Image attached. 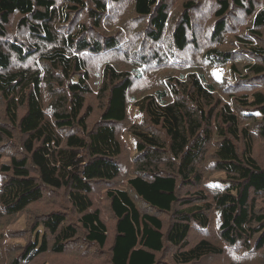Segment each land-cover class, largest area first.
Instances as JSON below:
<instances>
[{"label": "trees", "instance_id": "obj_1", "mask_svg": "<svg viewBox=\"0 0 264 264\" xmlns=\"http://www.w3.org/2000/svg\"><path fill=\"white\" fill-rule=\"evenodd\" d=\"M111 6L131 7L129 20H137L130 25L138 39L129 62L140 69L131 75L106 64L93 90L85 57L120 53L131 35L102 24ZM240 15L249 25L219 49L228 24ZM263 33L264 0H184L177 13L168 0H0V209L8 217L30 211L35 232L8 264H28L49 251L62 255L78 243L108 248L107 264H164V253L172 264H196L233 254L237 245L249 260L250 252L262 250L264 213L257 202L264 200V167L253 155L252 135L264 139L263 89L253 90L249 101L246 93L226 88L236 94L221 101L212 83L191 73L175 83L163 80L167 86L154 93L132 95L145 116L144 126H125L136 142V167L130 176L126 170L129 190L113 183L126 149L121 125L142 70L194 52L207 34L205 42L217 44L202 49L208 67L243 61L242 69L231 67L233 74L244 68L247 78L258 79L239 88L260 86ZM168 91L175 95L170 100ZM92 96L96 103L87 102ZM212 139L209 160L227 180L216 185L210 203L201 192L181 189L202 182L200 160ZM102 185L113 233L94 203ZM54 193L76 218L54 207ZM45 204L52 208L37 215ZM212 207L216 225L208 218ZM164 215L171 217L167 223ZM216 232L221 245L210 240Z\"/></svg>", "mask_w": 264, "mask_h": 264}, {"label": "rangeland", "instance_id": "obj_2", "mask_svg": "<svg viewBox=\"0 0 264 264\" xmlns=\"http://www.w3.org/2000/svg\"><path fill=\"white\" fill-rule=\"evenodd\" d=\"M169 3L172 5V9L175 13H177L180 9V4L184 0H168ZM131 7H129L127 10H123L119 7L115 8L114 6H111L107 16L104 20H102V24L106 25L108 27L107 30H122V33L124 31H130L131 35L128 38V40L125 42V49H123L120 53H113V51H106L104 54H94V55H87L86 58V68L89 75V81L91 83V88L94 90L97 86V80L101 78V73L104 71V66L106 64L111 65L112 67L116 69H120L124 72H130L131 75H137L138 64L133 63L131 64L129 61L130 55L129 50L132 47L131 43L136 41L138 39L137 33L135 32L137 28H134L130 30L131 24H136L137 20H129V18H134V14L132 13ZM204 13V11L202 12ZM240 21L235 20L234 23H229L228 27L224 33L222 42V46H217L215 42L212 41V43L205 42L207 39V34H201L200 41L201 46L194 52H192L191 49H188V52H185L184 54H181V59L177 56L175 59H173L169 64L158 67V68H151V71L142 70V76L135 78V82L133 84V90L131 91L129 95V102L131 100L132 95L133 96H139L143 93L153 92V89L164 87L165 81L167 78L172 79V81H178L180 79V76L185 75L184 78H187L191 73L195 75L198 80L201 81V83H212L215 86V94L219 99L222 101H230V97L228 95H232L239 93L238 95L242 93H246L247 96H249L248 100H251V93L255 89H263L264 90V78L259 80L261 81V85L250 86L248 89H240L239 87L246 85H250L255 79L258 78H247L249 77V73L243 68V71L239 74H233L232 66L242 69L245 62H234L230 61L225 63V65L222 66H212L208 67V62H203V47H206L207 45L210 46H217L220 48H227L228 43L231 39H233L236 34L241 33L243 29L247 28L249 25V21L246 17H242L240 15V18H238ZM128 20V24L124 27L122 21ZM197 20H200V18H197ZM213 20V19H212ZM139 21V20H138ZM142 21V19H141ZM211 21V17L209 18V22ZM237 25V26H235ZM144 27V26H143ZM235 27V28H233ZM240 27V29L238 28ZM127 28V29H126ZM209 29V27H207ZM104 30V27L102 28ZM210 30V29H209ZM236 30V31H235ZM136 33V34H135ZM264 34V33H263ZM264 37V36H263ZM62 37H60L61 39ZM239 42V41H238ZM256 43V41H255ZM259 45V43H256ZM260 47L264 49V39L260 41ZM34 64V61L32 62V65ZM137 64V65H136ZM13 66V64H12ZM148 68V67H147ZM201 74L204 75V77H201ZM200 76V77H199ZM183 79V78H181ZM226 88L234 90L238 89L239 92L233 93L229 90H225ZM94 96V95H93ZM88 97L87 102H94L97 101L94 100V97ZM174 93L172 91H168V95L166 98L168 100L172 99L174 97ZM138 98V97H137ZM1 99V98H0ZM140 102V101H139ZM138 102V103H139ZM137 102L131 101L128 109V120L127 124H122L123 131L121 133L123 143L125 146V153L124 160L121 161V165L123 168H121L120 172V179L118 182L113 183V187H121L125 188L126 190H129V187L126 184L127 180V171H129L128 176L134 174V168L136 167V163H134L133 157L136 156V148H135V139L134 137L128 132L126 125H136L138 127L144 126V113L142 112L141 108L136 105ZM3 103L0 102V110L2 108ZM95 106V104L93 105ZM254 123H252V127L254 126ZM216 137V135H214ZM253 137V155L258 160L259 164L264 167V139L252 135ZM215 142H213V139L211 141V144L205 147L204 154L199 155L198 160L201 158L200 163L203 165L201 170H204V173L202 174V182L198 184L196 187H185L181 190L182 193H194L201 192L202 195H205V200L210 202L213 201V191L216 189V185L222 183V185H226L224 182L227 180V178L224 176V172L216 170L213 166V163L211 159V151L214 147ZM238 149L241 151L242 148V142L237 144ZM7 148V145L3 146L2 149ZM4 151V150H2ZM3 160H6V155L4 156ZM126 166V169L124 170V167ZM127 170V171H126ZM106 190V185L101 186V191L95 193L93 197L95 205L99 208L101 211L102 219L107 224V226L110 229V233H113L112 224H113V217L110 214L109 206L107 205L106 198L104 196V191ZM59 193H54V195L51 197L53 200L52 202L55 203L54 207H64L63 211L70 212V217H75L76 214L72 211H70L69 207H66L65 202H62L61 199L58 197L62 195V192L60 195ZM264 199V198H263ZM62 202V203H61ZM204 204V203H203ZM257 209L260 212L264 213V200H259L257 202ZM198 205H201L199 203ZM49 207L52 208L51 204H45L41 206L40 208L37 207V215H40V211H48ZM214 207L210 210V216L209 222L212 225V222L214 225L217 224L218 219H214L217 216L214 214ZM75 215V216H74ZM38 217V216H37ZM35 216V220L37 219ZM77 217V216H76ZM75 217V218H76ZM170 216H163L164 223H167L170 219ZM32 215L30 211H26L22 214H18L13 217L5 216L2 213V210L0 209V264H8L10 263V258L20 255L23 251V248L27 245V243L32 238L33 234V240H34V233L32 231ZM29 224V225H28ZM32 232V233H31ZM196 239V237H195ZM210 240L212 242H217L219 245H221V239L218 236L217 232L216 235L213 237V235L210 236ZM252 243H254L253 240H250ZM51 243V240L49 241ZM194 243V242H191ZM241 244V243H240ZM79 245V243H78ZM71 247L69 248L64 254L62 255H56L53 252L44 253L43 256H39L37 259L32 260L28 264H107V255L109 253V250L107 248V251L105 250H99L95 247H89L87 245L80 244V246ZM232 249L235 253L233 254H227L226 252L223 253L221 256L218 257H212V258H203L200 262L196 264H264V248L262 250H255L254 252H250L251 259L245 260V249L240 247V245L233 246ZM15 252V253H14ZM14 253V254H13ZM160 260L164 264H172L171 261V255L169 253H164L160 256Z\"/></svg>", "mask_w": 264, "mask_h": 264}]
</instances>
